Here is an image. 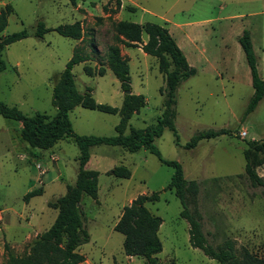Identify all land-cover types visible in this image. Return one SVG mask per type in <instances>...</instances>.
Wrapping results in <instances>:
<instances>
[{
  "label": "rangeland",
  "instance_id": "rangeland-1",
  "mask_svg": "<svg viewBox=\"0 0 264 264\" xmlns=\"http://www.w3.org/2000/svg\"><path fill=\"white\" fill-rule=\"evenodd\" d=\"M8 24L2 35L27 29L30 36L9 45L3 52L6 68L0 73V100L28 115L56 114L53 86L75 50L89 60L75 64L73 72L80 91L91 88L101 103L120 107L125 91L108 64L109 46H119L130 65L133 93L144 94L147 104L134 113L131 128L155 124L164 110V75L157 57L142 44L126 46L118 39L120 20L155 22L167 27L197 73L177 91L176 128H166L155 140L161 155L179 161L188 180L198 182L190 195V212L199 217L208 242L220 247L234 245L240 264H264V193L245 175L244 149L249 140L264 139V98L245 115L253 94L251 69L240 45L244 30L251 32L258 71L264 78V0H0ZM80 20L83 37L72 39L55 29L43 37L34 35L37 23L55 28ZM88 64L104 75L89 76ZM75 132L81 135H116L119 114L76 106L69 113ZM22 123L0 114V264L11 256L33 259L38 234L54 222L57 209L49 201L63 195L75 183L80 149L72 137L49 149L34 148L22 141ZM227 128L229 133L204 139L193 149L184 145L198 131ZM88 168L100 171L99 200L84 195L81 201L91 240L78 250L82 264H146L142 257L126 258L125 236L116 231L124 206L140 194L160 192L147 207L163 219L160 264H220L192 246L189 223L181 217L182 203L174 189H166L174 168L148 149L129 152L121 146L94 145ZM123 165L132 172L120 178L107 172ZM264 177V163L256 167ZM42 187V194L27 201L26 194Z\"/></svg>",
  "mask_w": 264,
  "mask_h": 264
},
{
  "label": "trees",
  "instance_id": "trees-1",
  "mask_svg": "<svg viewBox=\"0 0 264 264\" xmlns=\"http://www.w3.org/2000/svg\"><path fill=\"white\" fill-rule=\"evenodd\" d=\"M69 1L72 4L77 2V0ZM8 12L0 10V73L6 68V63L3 60L4 50L12 43L30 36L27 29L2 35V31L8 24ZM52 29L75 40L81 39L84 33L82 22L79 20L63 23L55 28L47 27L43 21H39L34 35L43 37ZM115 29L118 39L126 46H138L143 41V33H147L148 39L142 44V49L145 53L157 57L159 70L164 75L165 86L161 88V93L164 95L163 113L155 124L145 128L133 127L129 133H126L131 117L147 104V99L144 94L133 93L130 65L123 58L117 45L109 46L107 57L110 69L119 79L121 87L125 91L120 107L98 102L93 97L91 88L84 92L79 90L73 67L75 64L90 59L80 50L74 51L53 86L52 103L57 109L54 116L50 117L44 112L28 115L17 106L8 105L0 100V114L22 123L19 136L31 147L49 149L61 139L72 137L80 149L76 181L67 186L63 195L48 202L50 207L57 209V215L52 225L38 234L35 239L32 261L11 256L9 264H82L85 261V255L78 249L91 240V234L85 223L81 201L84 195L99 200L100 171L90 169L87 165L90 160V147L101 144L121 146L129 152H137L145 148L154 153L161 162L172 166L174 173L166 189H174L182 203L183 208L180 215L189 223L192 246L201 249L205 255L220 264H240L231 242H226L220 247H214L208 242L199 217L190 212L188 207L189 196L198 191V182L188 180L185 177L182 164L177 160L165 159L155 144V140L168 128L174 133L176 143L181 145L175 122L177 91L183 81L197 73V69L190 65L176 39L163 25L155 22L137 23L120 20L116 23ZM239 42L251 69L254 89L245 110V115H248L257 108L264 98V78L258 71V56L255 53L251 32L248 29L240 35ZM84 71L89 76L104 75L106 68L101 67L96 70L93 66L86 64ZM128 90H130L129 93ZM79 105L105 113L119 114L121 118L116 125V135H81L75 132L69 113ZM229 132L227 128L201 130L196 132L184 147L193 149L204 139L216 138ZM247 144L248 147L244 149L245 175L252 186L263 187L264 193V177L256 170L257 166L264 163V139L249 140ZM107 173L120 178H130L132 175L131 170L123 165L114 166ZM43 191L42 187L33 189L26 194L25 199L29 201L31 197L40 195ZM159 199L160 192L138 195L129 205L124 206L114 226L116 231L125 236L123 242L125 254L142 257L146 264H160L158 254L163 250V242L159 235L163 219L147 207V202H155Z\"/></svg>",
  "mask_w": 264,
  "mask_h": 264
},
{
  "label": "crops",
  "instance_id": "crops-1",
  "mask_svg": "<svg viewBox=\"0 0 264 264\" xmlns=\"http://www.w3.org/2000/svg\"><path fill=\"white\" fill-rule=\"evenodd\" d=\"M77 21H78V20H77ZM79 21H80V20H79ZM74 22H75V21H74ZM82 25H83V24H82ZM87 166H88V165H87ZM162 224H163V223H162ZM162 224H161V226H162ZM160 230H161V227H160ZM160 230H159V234H160ZM80 247H81V246H80ZM80 247H79V248H80ZM85 257H86V256H85ZM126 258H127V259H129V258H132V259H133L134 257H133V256H129V255H126ZM85 261H86V260H85ZM85 261H84V262H85Z\"/></svg>",
  "mask_w": 264,
  "mask_h": 264
},
{
  "label": "water",
  "instance_id": "water-1",
  "mask_svg": "<svg viewBox=\"0 0 264 264\" xmlns=\"http://www.w3.org/2000/svg\"><path fill=\"white\" fill-rule=\"evenodd\" d=\"M128 93L130 92V90L127 91Z\"/></svg>",
  "mask_w": 264,
  "mask_h": 264
}]
</instances>
